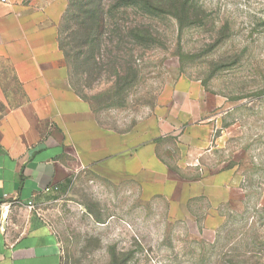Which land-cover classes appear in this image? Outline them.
Masks as SVG:
<instances>
[{"label":"rangeland","instance_id":"obj_1","mask_svg":"<svg viewBox=\"0 0 264 264\" xmlns=\"http://www.w3.org/2000/svg\"><path fill=\"white\" fill-rule=\"evenodd\" d=\"M151 5L119 8L122 51L110 53L117 42L110 43L98 68L69 64L71 84L102 125L128 129L182 77L200 82L219 111L230 112L212 139L245 198L222 207L212 224L203 213L170 222L165 195L140 199L132 183L115 186L82 172L42 214L61 241L64 264H264V0ZM176 14L188 17L184 27ZM134 27L135 42L126 34Z\"/></svg>","mask_w":264,"mask_h":264},{"label":"crops","instance_id":"obj_2","mask_svg":"<svg viewBox=\"0 0 264 264\" xmlns=\"http://www.w3.org/2000/svg\"><path fill=\"white\" fill-rule=\"evenodd\" d=\"M66 8L67 0H0V204H11L0 222V264H64L42 213L82 172L132 183L140 199L165 195L170 222L203 213L212 224L245 198L212 139L230 112L200 82L182 77L128 129L100 123L60 49Z\"/></svg>","mask_w":264,"mask_h":264},{"label":"trees","instance_id":"obj_3","mask_svg":"<svg viewBox=\"0 0 264 264\" xmlns=\"http://www.w3.org/2000/svg\"><path fill=\"white\" fill-rule=\"evenodd\" d=\"M135 3H141L146 8L152 7L151 0H68L59 28V45L67 65L74 68L78 61L83 60L92 61L94 68L104 66L110 43L117 42V47L111 49L110 53L121 52L120 45L125 36L117 25L115 13L122 6ZM175 18L182 27L187 24L185 21L188 17L185 14H176ZM136 28H128L126 33L134 42L138 38Z\"/></svg>","mask_w":264,"mask_h":264},{"label":"built area","instance_id":"obj_4","mask_svg":"<svg viewBox=\"0 0 264 264\" xmlns=\"http://www.w3.org/2000/svg\"><path fill=\"white\" fill-rule=\"evenodd\" d=\"M2 1L5 2L6 0H2ZM10 208H11V204H8V203L0 204V222L1 221L3 222L8 217ZM29 208L31 210H34V206L32 203L29 204ZM1 229H2V226H0V232H1Z\"/></svg>","mask_w":264,"mask_h":264}]
</instances>
